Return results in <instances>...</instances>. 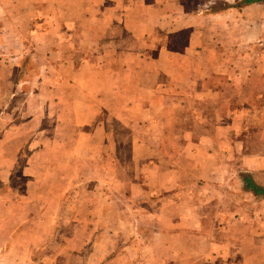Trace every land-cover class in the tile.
I'll return each mask as SVG.
<instances>
[{
  "label": "crops",
  "instance_id": "crops-1",
  "mask_svg": "<svg viewBox=\"0 0 264 264\" xmlns=\"http://www.w3.org/2000/svg\"><path fill=\"white\" fill-rule=\"evenodd\" d=\"M45 4L48 12L42 22L36 10L45 11ZM219 6L222 10L216 11ZM211 16L217 20L218 30H223L217 35L208 32ZM0 18L4 51L0 58L17 56L14 49L23 44L24 38L28 39L27 34L31 35L28 43L33 45L43 43L44 36L45 41L50 39L45 45L47 52L60 63V74L67 77L59 76L58 85L53 86L58 94L55 98H61L66 87L70 106L92 104L97 108L93 110L97 114L90 113L84 120L77 116L76 127L89 132L86 124L99 119L101 105L96 100L103 95L108 96L111 106L122 107L107 113L106 118L125 124L128 120L121 116L125 110L136 107V122L144 128L147 124L153 127L152 131L138 133L131 145V192L125 198L135 226L121 233L123 237L137 239L136 243L115 246L114 237L119 231L113 225L105 230H89L93 237L89 245L54 247L56 252L71 253L66 264H79L83 252L90 254L89 264H130L134 258L137 264H195L189 259L199 251L195 249V238L205 243L199 252L206 262L214 246L208 242L213 231L205 230L209 224L216 226L217 233L224 237L226 230L245 232L241 236L247 238L251 255L261 254L255 234L259 231L264 235V199L244 190L240 174L264 171V152L254 149L242 153L237 148L239 156L235 154L229 142L241 143V110L217 109L210 114L209 102L219 104L223 89L193 83V76L203 74L204 81L212 74L227 75L222 68L209 72L196 62L210 43L223 46L227 25L234 28L235 45L264 43V0L250 4L245 0H0ZM50 28H58L52 40ZM37 46L34 48L38 50ZM25 48L29 46L26 44ZM261 52V61L251 69V74L264 78V48ZM215 55L219 57L218 53ZM153 77L159 81L139 82ZM131 91L135 92L133 97H129ZM248 116L259 125L264 121V110L250 111ZM211 122L215 124L208 126ZM166 137L173 142L163 148ZM259 137L252 140L263 138ZM79 147L77 141L73 146L75 155H80ZM233 161L238 162V170ZM68 163V168H74V164ZM50 182L51 179L46 186ZM48 188L45 230H25L17 235V242L24 232L42 231L45 238L51 234L50 228L65 198L51 183ZM108 201L105 196V203ZM141 203H149L148 211L135 207ZM78 231H73L75 236L81 234ZM71 233L61 231L59 235ZM216 247L214 251H226L223 244ZM181 253L191 255L184 257ZM57 261L56 256L46 257L42 264H63Z\"/></svg>",
  "mask_w": 264,
  "mask_h": 264
},
{
  "label": "rangeland",
  "instance_id": "rangeland-1",
  "mask_svg": "<svg viewBox=\"0 0 264 264\" xmlns=\"http://www.w3.org/2000/svg\"><path fill=\"white\" fill-rule=\"evenodd\" d=\"M46 8L45 4V11L36 10L37 14H41L42 22L48 12ZM222 8L219 6L216 11H221ZM211 15L215 16L214 13ZM1 20L0 18V28L3 27ZM43 25L45 27V22ZM209 25L210 35L223 31L218 30L217 20L212 16L209 18ZM53 29V33L49 35L51 40L58 32V28ZM233 30L232 25H227L224 29L226 37L223 46L219 47L218 44L215 47V44L210 43L204 50L205 54L196 60L202 64V69L206 67L210 72L215 68H222L227 75L212 74L203 81V74H195L193 83H205L223 89L219 104L209 102L210 114L217 109L224 112L237 107L241 110V143L233 145L232 141L229 142V146L236 150V155L237 148H241L242 153H249L254 149L264 152V121L257 125L256 119L248 116L250 111L264 110V78L251 74V69L261 61L264 43L235 45ZM30 36L27 34L26 37L29 39ZM24 39L23 44L19 43L14 49L17 56L13 58L16 59L9 58V55L0 58V264H42L46 257L54 256L57 257V262L66 264L71 253L65 255L63 251L56 252L54 247L72 248L78 243H82V246L89 245L93 240L89 236V230H105L112 225L119 231V235L114 237L115 246L136 243L137 239L123 237L121 233L123 230H133L135 226L132 213H129L131 206L125 198L131 192V145L133 140H137L134 137L138 133H147L153 127L147 124L144 128L136 122L139 118L136 107L125 110V115L121 116L128 120L125 124L106 118L107 113L122 109L119 105L111 106L106 95L96 100L101 105L98 106L100 121L98 119L94 123L86 124L85 128L89 132L76 127L77 116L84 120L90 113L97 114L93 111H97V108L92 104L78 108L70 106V92L66 87L61 91V98H55L58 94L52 90L53 86L58 85L57 80L60 77H67L64 73L60 74V63L51 59L47 52L49 49L45 45L50 39L45 41L44 36L43 43L34 42L35 46L38 45V50L32 42L28 43V39ZM0 42V53L4 54L2 41ZM26 44L29 48H25ZM217 53L219 57L215 55ZM238 55L241 58L236 59ZM154 77L139 82H158L159 79L155 80ZM134 95L135 92L131 91L129 97ZM145 99L148 100L147 97ZM260 118L263 120V117ZM214 124L211 122L208 126ZM257 134L263 138L253 141ZM77 141L80 142V150L82 149L80 155H75L73 149ZM171 142L172 139L166 137L163 148ZM113 159H117V162ZM68 161L74 164V168H68ZM113 163L116 165L113 166ZM234 164L236 168L239 165L238 162ZM243 174L250 175L258 184L264 186V171L253 174L244 172L240 175ZM63 178L66 180L63 181ZM50 179L51 187L60 189L65 198L60 206L59 216L50 228L51 234L45 238L42 231L24 232L17 242V235L25 230H45V193L50 185L49 183L46 186V182ZM58 180H61L60 185ZM105 196L109 198L107 203ZM150 205L152 206L151 203ZM135 207H141L142 212L144 209L148 211L149 203L138 206L135 204ZM211 225L205 230L213 231L208 242L214 246H211L212 253L206 262L201 260L203 254L199 252L205 248L201 239H194L198 252L180 255H191L189 259L195 264H264V235L259 231L255 235L261 254L251 255L246 244L247 238L241 236L245 232L226 230L224 237L221 232L217 233L216 226ZM74 230H80L78 233L81 234L75 236ZM61 231L72 233L61 236ZM218 244H223L226 250L224 253L213 250ZM89 256L88 252L81 253L79 264H89ZM130 264H137V259L134 258Z\"/></svg>",
  "mask_w": 264,
  "mask_h": 264
},
{
  "label": "trees",
  "instance_id": "trees-1",
  "mask_svg": "<svg viewBox=\"0 0 264 264\" xmlns=\"http://www.w3.org/2000/svg\"><path fill=\"white\" fill-rule=\"evenodd\" d=\"M261 0H245V3H254L259 2ZM241 179L243 181V188L245 191L250 193L251 195L264 199V186L258 184L250 175L243 174L241 175Z\"/></svg>",
  "mask_w": 264,
  "mask_h": 264
}]
</instances>
